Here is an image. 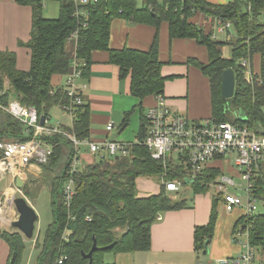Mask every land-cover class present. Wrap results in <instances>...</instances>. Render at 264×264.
<instances>
[{
	"label": "trees",
	"instance_id": "obj_1",
	"mask_svg": "<svg viewBox=\"0 0 264 264\" xmlns=\"http://www.w3.org/2000/svg\"><path fill=\"white\" fill-rule=\"evenodd\" d=\"M48 1L60 2L57 18L44 16V6ZM18 3L29 5L33 10L30 40L20 41L21 45L31 50V67L27 71L20 70L16 53L0 49V105L18 100L23 105L35 107L40 116L44 115L46 119L50 118L52 107L71 106L73 116L71 128H59L60 132L40 136L53 148L48 162L41 164L44 169L42 178L45 185L49 186L52 197L53 218L39 248L36 264H56L62 255L68 257L64 264H89L90 259L85 254L91 251L94 238L98 249L93 252L92 264H114L104 260L106 252L150 250L152 226L160 213L182 209L186 200L172 198L163 184L158 194L140 196L138 179L158 176L168 181L182 179L185 184H188L185 181L192 180L190 184L195 195L207 194L212 190L211 184L223 173L221 163L230 159L219 157L193 177L187 153H177L176 161L168 157L164 162L154 159L147 147L134 144L130 146L128 155L98 159L80 168L73 175L76 193L71 204L66 205L63 188L68 179L70 161L77 151L70 136L81 141L89 139L91 127V107L83 94L81 103H72L64 86L55 85L52 81L55 75H66L73 70L66 51L67 42L74 38L75 32L78 33L77 39H74L77 41L76 60L83 70L82 80L90 77L93 52L107 51L109 61L119 67L120 78H131V93L139 100L138 105L142 110L147 96L164 95L167 77L162 74L159 34L162 23L166 22L170 39H195L208 51L207 63L196 58H190L188 62L198 67L210 80V119L220 123L233 118V123L249 126L263 135L264 0H233L226 4L207 0H143L141 5L138 0H98L83 6L86 14L78 11L73 0H18ZM197 12L217 19L219 26L225 21L232 22L236 36L230 35L228 40L223 41L216 39L213 32H206L203 26L190 21ZM116 18L155 27L156 34L150 49L111 48V28ZM226 44L232 48L231 56L227 58L223 54ZM256 54L261 58L259 72H255L251 64ZM244 58L249 60L252 70L250 82L242 65ZM227 68L235 70L236 86L234 96L225 99L222 96V73ZM130 113H126L125 126ZM142 121L139 133L141 140L148 129L145 114ZM32 137L33 131L27 133L22 121L0 108V141H26ZM2 156L0 150V158ZM218 161H221L220 165H215ZM258 184L257 195L264 199L263 179L260 178ZM38 189L41 190V185ZM31 192L28 189L25 194ZM222 198V195L214 194L209 222L196 227L195 243L198 251L204 249L207 239L212 240L214 237ZM248 222L252 225L250 240L264 257V207L261 204L251 220L245 215L240 217L234 230ZM0 237L11 246L7 264H22L26 237L15 229H0ZM38 241L37 238V247Z\"/></svg>",
	"mask_w": 264,
	"mask_h": 264
},
{
	"label": "crops",
	"instance_id": "obj_2",
	"mask_svg": "<svg viewBox=\"0 0 264 264\" xmlns=\"http://www.w3.org/2000/svg\"><path fill=\"white\" fill-rule=\"evenodd\" d=\"M215 4H226L233 0H207ZM51 2V1H48ZM45 3L44 12L54 17L59 14L60 8ZM139 5L143 0H138ZM44 14V13H43ZM46 16V17H50ZM33 10L29 5H21L18 0H0V49L10 50L16 53L17 67L20 70H29L31 67V50L20 44L27 42L31 37ZM190 21L203 26L206 32H213L216 39L218 34V21L213 17H207L202 12H197ZM156 28L147 24L132 23L123 18H116L112 22L110 46L113 49L129 47L148 51L153 43ZM159 55L163 62L162 74L167 77L164 98L170 110L175 113L185 114L189 119L204 121L212 117L211 85L209 78L194 64L189 63L190 58H196L202 63L209 61L208 51L205 46L191 38L170 39L168 23H162L160 27ZM225 35V34H222ZM228 40L222 38L221 41ZM76 45L74 38L68 40L66 51L71 58L72 68L76 62ZM227 48V52L224 50ZM232 48L230 45L223 47L224 57H230ZM252 69L260 71L261 58L256 54L251 60ZM69 74L55 75L53 83L64 86ZM87 87L82 91L84 98L91 107L90 140L102 143L106 140L128 141L135 143L139 139V133L143 124L142 116L147 114L150 107L157 105V97L147 96L143 101L142 110L139 100L131 93V78H120V70L116 64L109 61V53L103 50L94 51L90 77L80 80ZM130 113L127 125L124 120L126 113ZM49 125L53 127L71 128L73 116L61 106L50 109ZM112 129L108 130V126ZM148 126V125H147ZM79 155L82 167L98 160V156L91 153L87 144L79 147ZM220 161L215 165H220ZM229 170V169H228ZM9 181L5 188L0 187V229L11 231L12 219L17 217L14 207L10 206L15 194L26 193L27 186L32 180L38 181L41 187L46 186L45 180H41L44 169L39 164L32 163L25 168V174L21 178L26 181L24 188L16 189L14 175L3 174L0 177V185L3 181ZM17 179V177L15 178ZM43 179V178H42ZM138 189L140 196L158 194L161 185L155 184L150 178H139ZM174 199H185V207L160 213V220L152 226V243L148 251L140 252H106L107 263L114 264H202V251H198L195 243V230L197 226L206 225L211 216L213 197L215 192L207 194H194L183 197L188 192L180 189L178 192L169 191ZM28 199V197L25 195ZM240 212L227 211L223 202L218 207V220L214 236L210 245L217 244L220 251L214 255V264H218L224 258L232 256L233 230L235 223L245 215L243 207ZM236 210V209H235ZM16 230V229H15ZM18 231V230H17ZM217 236L219 239L217 240ZM231 236V237H230ZM11 253L10 244L0 237V264H7ZM210 259V258H209ZM209 261V260H208Z\"/></svg>",
	"mask_w": 264,
	"mask_h": 264
},
{
	"label": "built area",
	"instance_id": "obj_3",
	"mask_svg": "<svg viewBox=\"0 0 264 264\" xmlns=\"http://www.w3.org/2000/svg\"><path fill=\"white\" fill-rule=\"evenodd\" d=\"M79 8L78 11L86 14L83 6L98 0H73ZM78 15V14H76ZM232 22H223L218 31L227 36L231 34ZM78 33L73 37L77 39ZM245 73L250 82L252 70L249 60L244 58L242 62ZM83 70L77 63L69 74L64 90L72 99V103L82 102V91L87 87L86 83H80L83 78ZM157 97V105L149 108L146 114L148 129L146 136L135 143L128 141L106 140L102 143L90 139L78 140L70 136L76 148V155L69 164L68 179L63 188L66 205H70L76 193L75 180L73 175L82 168L79 155V147L87 144L92 154L99 159H106L113 156L128 155L131 145L139 144L147 147L152 157L166 162L169 153H187L193 177L210 165V162L222 156H235L237 172L229 174L223 172L216 182L211 184L215 194L222 195V202L227 211H233L239 207L245 210V217L251 220L259 210L260 204L264 207V199L257 195L258 182L263 179L264 187V134L246 125H238L230 121L214 122L207 120L195 122L185 114L172 112L165 101L164 96ZM6 113L22 121L27 133L33 131V137L26 141L5 140L0 141V150L3 156L0 158V177L3 174L11 173L16 177L25 174V168L32 163H47L53 154V148L46 144L40 136L44 133L60 132L59 127L49 125L50 118L42 124L40 114L33 106L23 105L18 100L11 101L8 105H0ZM72 113L71 106L64 108ZM72 115V114H71ZM108 126V130L112 129ZM171 157V156H170ZM240 179L241 182L237 180ZM162 184L167 191L178 192L184 184L182 179L165 180ZM16 189H19L17 185ZM243 191V194L241 193ZM244 195V198H243ZM260 203V204H259ZM161 219L160 215L157 218ZM89 220H91L89 218ZM251 224L243 223L233 232V240L241 247L235 256L222 259L218 264H264V257L256 245L250 240ZM244 237V239H243ZM68 257L62 255L56 264H64Z\"/></svg>",
	"mask_w": 264,
	"mask_h": 264
},
{
	"label": "rangeland",
	"instance_id": "obj_4",
	"mask_svg": "<svg viewBox=\"0 0 264 264\" xmlns=\"http://www.w3.org/2000/svg\"><path fill=\"white\" fill-rule=\"evenodd\" d=\"M47 4L53 5V6L58 7V8H60V5H61L60 2H58V1H51V2H48ZM44 16H50V15H48V13L44 12ZM58 16H59V14L57 12V14H55L54 17L50 16L48 18H57ZM262 17L264 19V16H262ZM231 34H232L231 37L236 36V32H235L234 27L231 28ZM218 36H220L219 40H222V38H227L226 35H222V34H218ZM224 52L225 53L227 52V48L224 50ZM12 101H14V100H12ZM231 121L233 122V118L230 120V122ZM176 154H177L176 152L175 153H169V157L170 156L173 157V159L176 161L177 160ZM226 159H230V160H228L226 162L223 161L221 163L223 172H226L229 174H233V173L237 172L238 170H237V168H235L236 167L235 156L234 155L233 156L228 155V156H226ZM7 178L8 179L3 181V183L0 185V187L2 186V188H5L4 186L9 181L10 175ZM150 179L153 180L154 183L158 184V185H161L163 182L162 181L163 179L161 180V178L158 176L154 177V178H150ZM41 180H43L42 177H41ZM237 180L239 182H241L239 178H237ZM32 181H34V180H32ZM32 181L27 186V189H26V191L28 189H30L32 191L31 194H28V195L25 194L24 190H23L22 194L21 193L18 194V195H23V196L26 195L28 197V200L34 206V208L36 209V212L38 214V221L36 222V226H37L36 236L33 239H26V241H25L26 244H25V251H24V256H23L24 259H23L22 264H36V259L38 257L39 252H40L39 248H41L40 246L42 245V242L44 240L46 230H47L49 224L52 222V218H53L52 206H51L52 197H51L50 190L48 188L49 186H43V187H41V190H39L38 188L42 184H40L38 181L36 183H35V181H34V183H32ZM181 189H183V192L184 191L188 192V194L184 195L183 197H187V196L189 197V196L193 195V188H192V185L190 183H188V184L184 183L181 186ZM211 189H214V188H211ZM211 191H212V193L215 192L214 190H211ZM241 193L243 194V191H241ZM243 198H244V195H243ZM238 212H240V209L237 208L236 210H234L231 213L234 214V213H238ZM117 230H119V229H117ZM37 238L39 240L38 241L39 247H37V244H36ZM213 239L216 240V234H215ZM218 239H219V236H217V240ZM243 239H244V237H243ZM231 245L233 248L232 256H235L238 254L241 247L233 239H232ZM217 251H220V246L218 244L214 248H212V246L210 245V253L207 256H202V264H214L213 261H211V260H215L216 257H214V255L217 253ZM104 260L108 261L107 256L106 257L104 256Z\"/></svg>",
	"mask_w": 264,
	"mask_h": 264
},
{
	"label": "water",
	"instance_id": "obj_5",
	"mask_svg": "<svg viewBox=\"0 0 264 264\" xmlns=\"http://www.w3.org/2000/svg\"><path fill=\"white\" fill-rule=\"evenodd\" d=\"M236 86V72L233 68H227L222 73V96L223 98H232L235 94ZM40 121L43 124L45 121V116L40 117ZM186 183L192 182L185 181ZM26 181L18 177L16 179V185L19 189L24 188ZM10 206L14 207L17 212V218L11 221V226L20 231L26 239H33L36 236L37 226L36 222L38 221V214L36 209L31 204V202L23 195L15 194L12 197ZM210 239H207L204 243V249L202 255L207 256L210 253ZM113 246V245H111ZM98 249L97 240L94 238V244L91 251L88 254H85V257L90 259L89 264H92L93 252Z\"/></svg>",
	"mask_w": 264,
	"mask_h": 264
}]
</instances>
